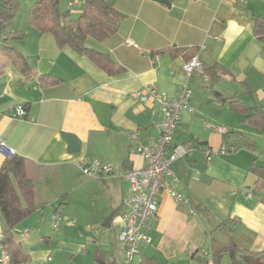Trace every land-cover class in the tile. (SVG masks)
Here are the masks:
<instances>
[{"label": "crops", "instance_id": "1", "mask_svg": "<svg viewBox=\"0 0 264 264\" xmlns=\"http://www.w3.org/2000/svg\"><path fill=\"white\" fill-rule=\"evenodd\" d=\"M106 1L120 14V28L105 41L89 39L87 47L108 55L118 74H110L84 53L60 47L51 34L32 26L30 18L13 27L24 32L13 46L32 73L24 75L0 53V143L38 166L58 168L60 180L69 174L79 178L78 164L85 159L106 160L113 167L107 177L81 178L82 186L104 198L94 214L59 211L62 219L54 228L52 217L63 202L51 199L17 225L15 239L30 256L26 264H108L129 189L126 174L145 166L122 132H137L145 143L157 139L159 104L133 94L156 85L176 96L188 82L184 67L195 54L209 81L197 76L190 82L193 111L182 112L173 146L195 152L173 163L179 183L171 184L187 194L195 213L163 194L151 225L153 243L141 248L136 264L192 263L195 255L210 259L232 245L261 253L264 187L257 185L254 169L264 167V130L244 122L246 115L231 106L246 107L250 115L264 112V43L254 33V17L264 16V0H168L169 7L154 0ZM42 75L55 82L42 87ZM18 105L25 107V118L12 117ZM218 127L227 129L236 150L208 162L207 152L220 150L227 139L215 131ZM63 134L81 142L80 154H69ZM5 159L0 150V168ZM100 220H105L104 229L95 228ZM4 229L0 215V242ZM4 254L0 243V259ZM229 263L223 256L221 264Z\"/></svg>", "mask_w": 264, "mask_h": 264}, {"label": "trees", "instance_id": "2", "mask_svg": "<svg viewBox=\"0 0 264 264\" xmlns=\"http://www.w3.org/2000/svg\"><path fill=\"white\" fill-rule=\"evenodd\" d=\"M60 1L36 0L30 10L31 25L41 34H51L60 47H70L86 54L110 74L120 73V69L108 55L87 47L89 39L105 41L116 34L120 28V14L106 0H82V13L78 17H73L70 13L60 11ZM16 10L17 5L12 0H2L0 53L13 61L24 75H30L33 68L13 46L14 42L24 38V32L11 31L9 27ZM254 33L257 39L264 43V16L254 17ZM53 82L55 78L50 75H42L39 79L42 87H47ZM231 108L246 115L244 122L264 130L262 110H254V114L250 115L248 114L250 110L246 107L232 104ZM227 135L230 136V133ZM256 168L254 171L258 176L257 185L264 187V167ZM58 183H61V180L56 167L38 166L33 161L17 155L6 157L4 160L0 168V215L5 229L0 243L5 254L10 258L9 264H26L30 261V256L15 239V228L50 203L51 192ZM67 196H63L66 201ZM64 205L65 203L60 204L56 212H59ZM225 255L230 259L229 264H264V250L261 253H252L235 245L211 254L212 264H221V259ZM194 258L204 263L210 261L208 256L197 258L195 255ZM142 264L146 263L142 261Z\"/></svg>", "mask_w": 264, "mask_h": 264}, {"label": "built area", "instance_id": "3", "mask_svg": "<svg viewBox=\"0 0 264 264\" xmlns=\"http://www.w3.org/2000/svg\"><path fill=\"white\" fill-rule=\"evenodd\" d=\"M74 6L73 2L70 3V7ZM127 45L135 46L133 42H128ZM184 70L188 82L179 87L176 96L168 95L156 85H148L133 94L135 98L142 101H146L147 96L155 100L160 106V116L154 124L157 133V139L154 143H145L140 139L137 132H122L123 136L142 157L145 166L130 169L126 174L129 189L123 199L125 211L121 215V228L115 244L118 256L114 258L111 264H122V262L123 264H136L135 256L140 254L141 248L153 243L150 234L151 225L156 219L160 198L163 194H167L177 206L187 207L192 214L195 213L187 194L171 185L179 183V179L173 170V163L181 157L192 155L195 149L186 146H173V141L182 112L184 110L193 111L190 107L191 80L197 76H202L204 81L208 82L209 76L199 54L193 55L186 62ZM2 114L0 108V116ZM26 115L25 107L18 105L15 107L12 117L25 118ZM214 129L226 136L227 139L220 150L207 152L208 162L215 157L236 150L235 143L227 135L229 133L227 129L222 127ZM0 150L6 157L15 155L14 151L2 142L0 143ZM78 169L83 176L93 179L107 177L113 172L112 164L109 161L96 158L83 160L78 164ZM61 219V213L56 212L53 215L54 228L59 226ZM27 236L28 231L25 230L23 237ZM9 262L10 258L7 254H4L0 259L1 264H9Z\"/></svg>", "mask_w": 264, "mask_h": 264}, {"label": "rangeland", "instance_id": "4", "mask_svg": "<svg viewBox=\"0 0 264 264\" xmlns=\"http://www.w3.org/2000/svg\"><path fill=\"white\" fill-rule=\"evenodd\" d=\"M12 1L17 5L16 15L14 19L12 20L11 25L9 26L11 31H14L13 27H21L22 25H24L23 21L29 19L30 10L36 0H12ZM72 2L75 4V7L71 8L70 3ZM1 6H2V0H0V7ZM59 9L63 13H70L71 16L77 17L79 15L78 13L81 12V10L83 9V2L82 0H61L59 4ZM1 39L2 38L0 36V43H1ZM78 174H79L80 179L77 178L76 175L73 176L71 174L63 178V180L61 179V183H58L57 186L53 188L54 190L53 192H51L50 198L61 200L63 199L64 195H68L67 201L65 198L62 200L63 203H67L60 210L62 214L64 213V215H66L65 210H68L74 213L78 212L81 215H84V217H88L90 214L92 213L94 214L95 212H97L99 208H102L105 202L103 201L104 198L98 195V193H95V192L93 193V190H91L90 187L81 185V178L83 180H88L90 178L83 176L80 173L79 169H78ZM94 208H98V210H95ZM124 211H125V208H123V212ZM36 216L40 217L41 213H37ZM104 221L105 220H100L99 222H97V224H95V228L104 229L103 228ZM113 235H114L113 243L115 244L117 240L116 233H114ZM111 255L112 257L108 261V264H111L114 258L118 256V252L115 249V246L112 248ZM138 257H139L138 255L135 256V263H138V260H139ZM60 263L61 264H81L80 261L76 262V261H70V260H67V261L63 260ZM179 264H212V262L209 261V263H204V262H200L197 259H195V261L192 263L191 262L186 263L183 261V262H180Z\"/></svg>", "mask_w": 264, "mask_h": 264}, {"label": "water", "instance_id": "5", "mask_svg": "<svg viewBox=\"0 0 264 264\" xmlns=\"http://www.w3.org/2000/svg\"><path fill=\"white\" fill-rule=\"evenodd\" d=\"M154 1L168 7L170 6V2L168 0H154ZM63 139L68 145L69 154L76 155L81 153L82 144L74 135L63 134ZM240 264H244V263H240Z\"/></svg>", "mask_w": 264, "mask_h": 264}]
</instances>
